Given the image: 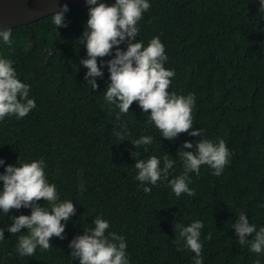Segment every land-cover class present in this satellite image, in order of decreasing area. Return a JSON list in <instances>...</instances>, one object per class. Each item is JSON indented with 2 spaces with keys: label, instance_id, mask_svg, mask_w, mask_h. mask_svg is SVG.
<instances>
[{
  "label": "trees",
  "instance_id": "obj_1",
  "mask_svg": "<svg viewBox=\"0 0 264 264\" xmlns=\"http://www.w3.org/2000/svg\"><path fill=\"white\" fill-rule=\"evenodd\" d=\"M108 4L114 0H98ZM150 9L138 22L137 39L145 46L159 37L174 71L169 92L193 93V127L203 138L222 139L232 153L221 175L202 165L199 175L189 173L186 193L177 197L167 180L155 185L136 179L138 159L169 155L174 160L169 178L183 172L178 155L185 141L202 136L181 133L164 139L150 112L133 102L128 113L105 101L110 83L106 64L97 58L103 76L92 89L84 79L88 71L80 62L87 52L81 43L88 19V3L65 13L66 27L52 23L53 14L10 28L12 45L0 42V57L13 62L18 78L30 86L36 107L25 117L0 120V173L7 164L43 158L45 174L61 201L74 203L76 213L65 223L64 238L53 236L52 247H39L33 256L17 252L19 236L7 226L11 217L29 215L30 208L0 211V264H79L69 243L94 227L99 216L109 223L107 232L122 235L129 264H194L195 254L174 241L175 225L203 223L202 264H264L260 254L241 246L232 224L243 211L257 230L264 227V13L259 0H149ZM126 48V43L120 45ZM114 55V51H113ZM119 116V120H117ZM127 134L119 141L117 132ZM153 137L145 152L131 141ZM187 149V150H194ZM151 192L145 193L144 187ZM2 189V182H0ZM49 207L44 200L39 201ZM106 232V235H107ZM211 234V239L206 237ZM251 239V237H248ZM179 249V250H178Z\"/></svg>",
  "mask_w": 264,
  "mask_h": 264
},
{
  "label": "clouds",
  "instance_id": "obj_2",
  "mask_svg": "<svg viewBox=\"0 0 264 264\" xmlns=\"http://www.w3.org/2000/svg\"><path fill=\"white\" fill-rule=\"evenodd\" d=\"M89 5L86 30L82 34L81 43L86 48L87 57L81 64L87 68L84 79L92 89L99 87L96 78L103 76L102 66L97 58L111 56L101 61L106 64L110 83L106 86L105 101L116 105L120 113H128L133 102H137L143 112H150L148 120L153 122L161 136L173 140L181 133L190 136H202L194 145L185 141L178 152L183 162V172L169 178L174 160L169 155L161 159L151 156L148 159H138L139 152L134 151V164L138 170L136 179L144 184L155 185L160 180H167L174 194L179 197L186 193L195 195V190L189 187L191 182L189 173L199 175L202 165L213 169V175L219 176L229 163L232 153L224 140L218 144L203 138V130L193 127L192 109L195 95H179L169 92L171 78L174 71L167 69L164 64L168 57L159 37H153L147 46L137 39L138 22L143 18L151 5L149 0H114L108 4L98 0H87ZM67 5L56 11L52 16V23L57 29L66 27L64 23ZM259 12L264 13V0H259ZM0 42L11 46L12 31L10 28L0 29ZM126 43V48L120 45ZM114 51V55H113ZM30 86L22 82L13 62L0 57V120L6 116L25 117L36 107L35 100L29 97ZM117 116V120H119ZM123 132H117L119 141H124L127 134L126 126ZM135 149L143 147L145 152L153 143V137L141 136L131 141ZM194 150H187L193 149ZM0 159V165H4ZM45 161L43 158L31 162L19 161L18 166L7 164L0 173V211L8 214L13 209L30 208L29 215L11 217L12 223L7 226L11 234L26 233L19 236L17 252L20 256H33L36 249L47 251L52 245L53 236L64 238L65 223L76 213L75 205L70 200L61 201L56 187L46 179ZM145 193L151 192L150 187H144ZM44 200L49 207L42 206L39 201ZM93 228H85L83 234L76 236L69 243L72 249L70 255L79 264H129L126 253V241L122 235L107 232L109 223L97 216ZM235 229L241 246L248 245L253 253L264 252V227L257 230L255 224L249 223L247 215L241 211L231 226ZM203 223L195 220L188 225L177 224L175 231L178 236L176 244L183 241V248L195 254L194 264H202V243L200 242ZM107 232V235H106ZM251 237V239H248ZM209 234L206 239H211ZM4 239V229L0 228V240ZM179 250V249H178ZM257 264L259 262L257 261Z\"/></svg>",
  "mask_w": 264,
  "mask_h": 264
},
{
  "label": "water",
  "instance_id": "obj_3",
  "mask_svg": "<svg viewBox=\"0 0 264 264\" xmlns=\"http://www.w3.org/2000/svg\"><path fill=\"white\" fill-rule=\"evenodd\" d=\"M87 0H0V29L29 24L67 5L68 10Z\"/></svg>",
  "mask_w": 264,
  "mask_h": 264
}]
</instances>
